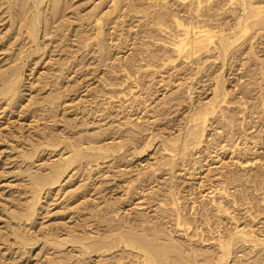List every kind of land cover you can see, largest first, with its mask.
Returning <instances> with one entry per match:
<instances>
[{
  "label": "rangeland",
  "instance_id": "obj_1",
  "mask_svg": "<svg viewBox=\"0 0 264 264\" xmlns=\"http://www.w3.org/2000/svg\"><path fill=\"white\" fill-rule=\"evenodd\" d=\"M120 236L264 264V0H0V264H149Z\"/></svg>",
  "mask_w": 264,
  "mask_h": 264
},
{
  "label": "bare ground",
  "instance_id": "obj_2",
  "mask_svg": "<svg viewBox=\"0 0 264 264\" xmlns=\"http://www.w3.org/2000/svg\"><path fill=\"white\" fill-rule=\"evenodd\" d=\"M246 10H247V8H246ZM252 13V12H251ZM256 16V15H255ZM257 17V16H256ZM257 18H259V17H257ZM177 21V20H176ZM176 21H175V23H176ZM180 22V21H179ZM177 22V24L179 25V24H181V27H183L182 25H184L182 22ZM257 22H259V21H256L255 23H253V24H249L248 26H247V28L250 26V25H254V24H256ZM195 28V27H194ZM198 28V27H197ZM201 29V28H200ZM195 30V29H194ZM197 30H199V29H197ZM200 31V33L199 32H195V33H198V34H201L200 35V37L199 36H197L198 38L196 39L195 38V41H190V43H188L189 45H190V47H193V46H196V47H194V48H197V47H200V49H201V47H205L206 48V46H209L208 44H210L211 45V43L213 42V40H212V38L213 37H211V34L209 33V31L207 30H199ZM243 31L241 30V32L239 31V33H242ZM198 34H196V35H198ZM204 35V36H203ZM236 36H234V38H235ZM238 37V36H237ZM237 39V38H236ZM175 40H177V39H175ZM234 41H236L237 42V40H235L234 39ZM221 42H222V48H223V50H226V46H228L227 44H229L228 42H225V41H223V40H221ZM239 42V41H238ZM237 42V43H238ZM175 43V42H174ZM178 44V43H177ZM182 44H184V43H182L181 42V45ZM184 46V45H183ZM179 46H177V48H178ZM209 47H211V46H209ZM176 48V49H177ZM194 48H193V50H194ZM205 48H202V50L203 49H205ZM188 49H189V47H188ZM191 49V48H190ZM199 49V48H198ZM209 49V48H208ZM211 49V48H210ZM209 49V50H210ZM180 50V49H179ZM187 50V49H186ZM193 50H190L191 52H193ZM187 51H189V50H187ZM197 51V50H196ZM199 52V51H198ZM197 52V53H198ZM201 52V51H200ZM196 53V52H195ZM218 86V85H217ZM220 86H218V89H221V88H219ZM219 91V90H218ZM221 92V94H222V90H220ZM221 94H220V96H221ZM216 95H217V91H216ZM222 97V96H221ZM217 98V100H218V97H216ZM215 98V99H216ZM219 99H220V97H219ZM217 100H215L214 101V103L217 101ZM223 100H225V99H223ZM217 102H219V100L217 101ZM214 103H212L211 105H214ZM207 111H210V109H207ZM206 111V113H203V112H201V116H200V114H199V118L201 119L202 117H204V118H202V122H200V121H198V122H200V123H202V124H204V123H206L207 122V120H206V116L208 115V113L209 114H211L210 112H207ZM203 113V114H202ZM212 113H215V111L213 112L212 111ZM198 118V119H199ZM202 126H204V125H202ZM197 127H198V125H197ZM199 127H200V125H199ZM198 127V128H199ZM204 128V127H203ZM203 132H204V129H203ZM206 196H207V194H206ZM176 201V200H175ZM219 211V210H218ZM221 212H223V211H221ZM118 244H121V243H124L126 246H130V247H132L133 249H138V251H140V252H142L144 255H146V256H148L149 257V260H147V262L149 263V264H160L163 260H160V252L162 253V251H157L156 253L158 254V256L157 255H155V252L153 251V249H150V247L148 248V246H145L144 244H141L140 242H142V241H138V243H137V241H135L134 239H131V238H127V237H124V236H120V237H118ZM143 243H146V242H143ZM111 245H112V241H111ZM228 245V247L230 246V244H227ZM226 245V246H227ZM112 247L113 246H106L105 247V249H106V251L108 252L109 250H112ZM227 247V248H228ZM223 249H224V247H223ZM222 249V250H223ZM229 249H231L230 247H229ZM153 252H152V251ZM224 250H226V247H225V249ZM223 250V251H224ZM227 251V250H226ZM226 251H224L225 253H226ZM227 253H229L228 251H227ZM145 257V256H144ZM161 261V262H160ZM146 262V261H145ZM163 263V262H162Z\"/></svg>",
  "mask_w": 264,
  "mask_h": 264
}]
</instances>
